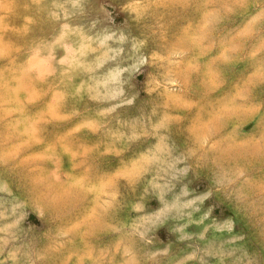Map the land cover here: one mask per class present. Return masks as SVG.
Returning <instances> with one entry per match:
<instances>
[{
    "label": "clouds",
    "instance_id": "clouds-1",
    "mask_svg": "<svg viewBox=\"0 0 264 264\" xmlns=\"http://www.w3.org/2000/svg\"><path fill=\"white\" fill-rule=\"evenodd\" d=\"M0 264H264V0H0Z\"/></svg>",
    "mask_w": 264,
    "mask_h": 264
}]
</instances>
